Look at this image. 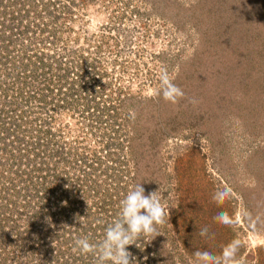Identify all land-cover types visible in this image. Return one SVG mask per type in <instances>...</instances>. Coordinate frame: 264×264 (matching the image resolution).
Masks as SVG:
<instances>
[{
  "label": "rangeland",
  "instance_id": "374dc122",
  "mask_svg": "<svg viewBox=\"0 0 264 264\" xmlns=\"http://www.w3.org/2000/svg\"><path fill=\"white\" fill-rule=\"evenodd\" d=\"M24 1L36 12L15 20L17 32L0 18V114L26 111L62 181L88 187V208L99 193L120 206L136 184L146 195L160 188L169 216L157 237L129 246L137 264H195L196 252L219 258L233 240L238 264H264V0ZM13 2L0 0V17ZM38 57V71L26 74ZM165 70L185 94L176 103L159 94ZM41 95L51 99L44 108ZM222 188L229 195L217 201ZM107 208L100 225L114 221ZM103 227L84 238L99 244ZM5 230L0 264L15 255L44 264Z\"/></svg>",
  "mask_w": 264,
  "mask_h": 264
},
{
  "label": "trees",
  "instance_id": "16d2710c",
  "mask_svg": "<svg viewBox=\"0 0 264 264\" xmlns=\"http://www.w3.org/2000/svg\"><path fill=\"white\" fill-rule=\"evenodd\" d=\"M11 4V9L3 13L0 18L3 22L4 18L12 20L17 32L21 23L33 16L36 10L32 4L24 0H14ZM15 20L21 23L18 24ZM14 35L16 34H11L13 39H15ZM8 38L5 39L2 35L1 42L9 44ZM39 60L38 57L36 61H27L25 73L38 71ZM39 100L43 102L44 108L51 99L47 95H41ZM14 112L15 110L11 114ZM25 113L26 111L23 112L22 119L8 117L9 114L4 111L0 114V150L3 152L0 157V211L3 212L0 228L2 232H6L5 228L13 229L14 234L21 238L23 237L21 226L25 224L29 229L25 231L26 238L21 239L26 244L27 255L33 253V258H40L39 260L44 264H88L86 262L88 254L96 256V253L81 254L79 251H74L75 240L84 238L86 234L88 239L91 238L92 232L104 225L103 229H106L117 220L116 215L119 217L120 206L116 204L115 195L112 193L102 194L97 191L100 201L96 207L88 208L85 202L89 196L88 187L81 185L73 190L62 181L61 175L58 174L59 170L50 163L51 158L45 156L50 141H43L37 133L32 132L31 120L24 119ZM100 119L99 115L92 121L99 123ZM93 123L89 127L93 128ZM84 180L87 181V178ZM89 180L93 183L91 178ZM90 186L92 187V184ZM55 187L60 188L55 190ZM115 204L116 208L118 206L116 210ZM109 205L112 210L111 216L115 215L114 221L109 216L105 224L100 225L99 217L105 216L104 214L110 211L107 208ZM8 260L9 256L4 261L8 263ZM20 261V256L15 255L14 264H19Z\"/></svg>",
  "mask_w": 264,
  "mask_h": 264
},
{
  "label": "clouds",
  "instance_id": "9594fccd",
  "mask_svg": "<svg viewBox=\"0 0 264 264\" xmlns=\"http://www.w3.org/2000/svg\"><path fill=\"white\" fill-rule=\"evenodd\" d=\"M159 79V94L165 101L176 103L185 95L183 90L172 82L166 70L161 72ZM191 102L196 103L195 100ZM159 193L160 188L146 195L142 183L134 185L120 201L119 219L106 228L103 240L99 244H92L87 238H77L73 250L81 254L98 253L100 264H137L128 246L138 247L142 238L157 237L158 228L169 216L170 206H166L167 201L162 200ZM228 195L227 189H218L214 199L222 201ZM216 218L222 224L231 223L224 212H218ZM207 234V228L201 229V236ZM238 248L239 241L233 240L222 249L219 258L209 250L198 251L195 253V264H238Z\"/></svg>",
  "mask_w": 264,
  "mask_h": 264
}]
</instances>
